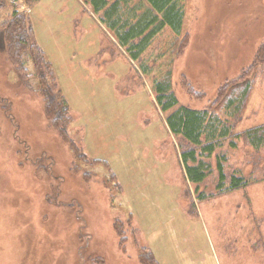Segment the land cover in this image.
I'll list each match as a JSON object with an SVG mask.
<instances>
[{"label":"rangeland","instance_id":"rangeland-1","mask_svg":"<svg viewBox=\"0 0 264 264\" xmlns=\"http://www.w3.org/2000/svg\"><path fill=\"white\" fill-rule=\"evenodd\" d=\"M12 5L51 62L78 155L49 126L35 78L8 61L0 29V264H142V248L159 264H264V142L243 137L264 124V65L244 73V105L219 97L264 43V0H184L180 33L165 27L138 61L86 0H0V21ZM167 74L174 108L230 127L198 157L211 168L199 184L180 157L199 148L170 131L172 110L155 100ZM218 162L222 190L232 174L252 183L219 194Z\"/></svg>","mask_w":264,"mask_h":264},{"label":"trees","instance_id":"trees-1","mask_svg":"<svg viewBox=\"0 0 264 264\" xmlns=\"http://www.w3.org/2000/svg\"><path fill=\"white\" fill-rule=\"evenodd\" d=\"M31 5L37 0H23ZM184 0H86L95 14H100L101 22L112 32L118 44L123 47L129 57L138 61L144 51L151 44L153 38L165 27L178 34L182 30ZM8 16L0 21V29L5 41V52L8 61L20 75L36 80L35 91L43 104L45 116L49 126L76 154V146L68 137L67 127L71 121L66 99L53 81V67L46 54L36 42L33 31L26 22V12L11 6ZM264 65V43L259 47L254 61L239 75L225 82L219 87V97L225 101L228 109L232 110L244 105L250 89V79L244 78V73L254 66ZM146 72V69H142ZM29 82V80H27ZM26 81V82H27ZM153 92L157 105L162 111L172 110L166 123L170 131L180 136L187 143L199 148L185 149L181 152V160L188 180L199 184L208 176L209 164L201 156L211 155L218 140L229 133V126L207 110H196L186 106H178L177 98L171 90L170 75L167 74L153 84ZM202 137L205 143H202ZM243 137L249 145L258 149L264 142V124L245 130ZM78 155V154H77ZM216 171L219 179V194L235 192L247 187L252 180L232 174L229 185L223 189L225 175L222 164L217 163ZM218 186V185H217ZM200 195H198L199 197ZM115 230L123 243L125 237L123 228L118 222ZM142 264H159L151 250L142 248L140 253ZM94 264H103L101 259H94Z\"/></svg>","mask_w":264,"mask_h":264},{"label":"crops","instance_id":"crops-1","mask_svg":"<svg viewBox=\"0 0 264 264\" xmlns=\"http://www.w3.org/2000/svg\"><path fill=\"white\" fill-rule=\"evenodd\" d=\"M37 1H38V0H37ZM37 1H36V2H37ZM34 3H35V2H34Z\"/></svg>","mask_w":264,"mask_h":264}]
</instances>
